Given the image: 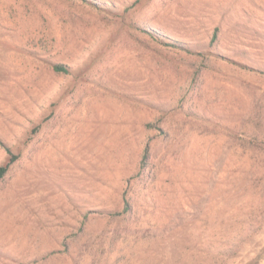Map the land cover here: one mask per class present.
<instances>
[{
    "label": "rangeland",
    "instance_id": "rangeland-1",
    "mask_svg": "<svg viewBox=\"0 0 264 264\" xmlns=\"http://www.w3.org/2000/svg\"><path fill=\"white\" fill-rule=\"evenodd\" d=\"M7 162L0 264H264V0H0Z\"/></svg>",
    "mask_w": 264,
    "mask_h": 264
},
{
    "label": "trees",
    "instance_id": "trees-1",
    "mask_svg": "<svg viewBox=\"0 0 264 264\" xmlns=\"http://www.w3.org/2000/svg\"><path fill=\"white\" fill-rule=\"evenodd\" d=\"M217 35V29L214 32V37H216ZM168 44V43H167ZM53 68L57 71H67V66L64 64H59V63H53L52 64ZM151 157V151L149 146H147L144 150V156H143V168L144 169H148L149 167V159ZM9 164L10 162H7L6 164H2L0 165V181L4 178V176L6 175V173L8 172L9 169ZM131 210V204L129 203V201L126 202V207H125V211L126 213L129 212Z\"/></svg>",
    "mask_w": 264,
    "mask_h": 264
}]
</instances>
